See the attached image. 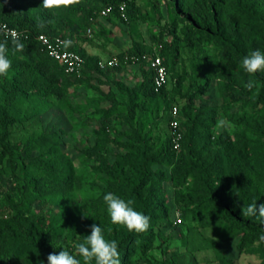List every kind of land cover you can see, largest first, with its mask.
<instances>
[{"label":"trees","instance_id":"obj_1","mask_svg":"<svg viewBox=\"0 0 264 264\" xmlns=\"http://www.w3.org/2000/svg\"><path fill=\"white\" fill-rule=\"evenodd\" d=\"M122 5L126 20L120 15ZM166 5L169 22L158 32L150 28L152 44L137 42L118 56L147 54L150 59L158 54L164 59L169 81V59L175 64L180 51L187 50L191 53L189 63L203 69L208 79L209 50L211 46L218 48L221 65L217 77L223 110L234 127L243 125L251 136L242 133L240 142L226 131L213 135L211 126L215 123L217 108L205 101L196 105L191 100V95L202 92L208 82H199L194 73L184 71L181 75L172 73L176 78L171 79L170 85L167 81L156 88L154 70L148 60H143L137 63L145 67L143 81L128 93L125 114H120L134 133L142 134L148 129L141 138L142 146L138 150L131 147L125 164L114 173L113 158L117 153L108 133L102 130L103 146L88 148L86 153L98 160L99 171L108 177L104 193L63 209L59 202L65 198L63 191L71 188L73 165L62 147L61 135L65 128H49L43 116L54 107L73 115L67 96L69 85L86 81L87 71L92 67L102 70L97 66L99 57L76 45L78 35L74 34V27L94 30L100 10L105 6L113 8L110 19L128 26L137 22L149 24L150 12L142 0H80L71 7L54 10L44 9L42 0H0V25L16 28L25 45V51L13 52L10 37L0 30V41L8 38L7 55L11 60L8 74L0 76V167L5 161L9 164L8 178L13 182L14 194L6 195L7 204L0 215V264H18L9 254L19 255V250L26 245L41 247L45 257L52 252L59 253L63 249L56 245V237L64 224L75 234L86 235L90 231L88 217L107 211L103 201L107 192L119 196L126 189L137 211L151 218L150 213L160 209L165 183L174 191L175 214L179 212L181 217L180 223L174 225L190 217L199 227H209L218 240V243L210 242L216 249L218 264H235L234 258L221 250L222 244L235 247L238 254L264 255V241L259 239L264 233V224L241 212L254 201L264 203V83L257 79L260 72L248 74L241 66L246 54L254 50L264 53V0H166ZM245 14L257 20V31L245 21ZM40 34L73 41L65 49L84 57L79 77L67 74L49 56L37 39ZM166 35L171 36L169 41ZM123 65L111 69L119 70ZM71 78L76 80L71 82ZM188 79L187 100L179 106L172 98L180 94L181 83ZM249 80L256 83L252 91L245 88ZM173 106L178 107L183 132L177 151L172 147L169 128L162 140L151 134V129L160 123L169 125ZM32 118H36L41 131L37 137L27 140L15 155L10 142L12 128ZM247 120L254 126L245 123ZM143 157L146 164L140 168ZM18 167L26 171L18 175ZM48 195L49 201L55 204L50 213L43 212L42 205ZM103 234L106 240L117 242L122 264L138 251L146 254L155 238L152 228L143 233ZM65 250L73 255L72 250ZM189 264H197L193 254Z\"/></svg>","mask_w":264,"mask_h":264},{"label":"rangeland","instance_id":"obj_2","mask_svg":"<svg viewBox=\"0 0 264 264\" xmlns=\"http://www.w3.org/2000/svg\"><path fill=\"white\" fill-rule=\"evenodd\" d=\"M142 1L150 12L151 22L149 24L137 22L128 26L117 19L100 18L92 36H88L85 30L74 27V34L78 35V41H76L78 48L84 52H89L88 54L92 56L106 58L128 51L137 42L152 44L150 28L158 32L164 24L169 22L166 0ZM245 21L253 29L258 30L259 25L255 18L245 14ZM257 34L259 33L257 32ZM166 39L169 41L171 36L166 35ZM79 44L85 49L80 47ZM180 52L181 54L177 57L175 64H172V58L168 61L170 70L168 84H171L172 78H176L172 73L181 75L184 71L187 74L194 73L199 82L207 81V86L203 88L202 92L192 94V91H190L189 95L192 94L191 100L196 105L205 101L206 104L214 105L217 108V113L214 115L215 123L211 126L213 135L217 136L221 131H226L235 141L240 142L243 138L242 133L245 136H251V133L243 125L234 127L223 110V100L217 77L221 65L219 49L210 47L211 69L208 79L204 77L206 73L203 69L189 63L188 57L191 56L189 51L181 50ZM144 70L145 67L139 64H126L119 70L111 68L98 70L92 67L87 71L89 77L86 81L83 83L76 81L68 87L67 96L70 98L73 115L63 109L54 107L43 116L44 124L48 125L49 128H65V132L61 135L62 147L69 155L74 170V180L71 188L63 191L65 198L59 202L61 208L65 209L71 203L88 200L97 194L104 193L108 177L105 173L99 171L98 160L89 157L86 153L88 148L97 145L103 146L102 130L108 133L109 138L112 140V148L117 153L113 158L114 162L112 161L114 173L119 172L121 166L125 164L126 156L131 152V147L138 150L142 146L144 140L141 138L148 129H145L142 134L134 133L128 123L123 120L124 115L120 114H125V102L128 100V93L140 87L144 78ZM257 79L264 83V72H260ZM75 80V78H71V82ZM189 82L190 79L186 83H181V86H183L182 91L172 98L175 104L182 106L186 102V91ZM110 96L112 99H110ZM221 119L228 122L227 127L217 126V122ZM245 123L254 126L251 121L247 120ZM41 128L36 118L16 124L12 128L10 137L14 154L17 155L25 147L24 143L27 140L37 137ZM167 130L168 126L166 122H163L152 128L151 134L156 137L159 136L162 140L166 137ZM160 142L155 144L154 151L158 149ZM144 158L145 160L139 165L140 168L145 167L146 157ZM25 171L24 168L18 167L16 174L21 175ZM10 172L9 164L5 161L0 167V215L7 204L6 195L14 196L12 191L13 182L8 178ZM116 180L121 181L118 177ZM162 193L159 203L160 209L150 213L149 228H152L155 233L153 247L146 254L138 251L125 264H189L191 254L195 256L197 264H218L216 249L210 243H218L212 230L209 227H199L196 221L190 217L186 218L181 224L174 225L177 207L174 202V191L170 185L165 183ZM119 197L125 201L130 200L126 189L121 190ZM45 198V203L42 204L43 212L50 213L54 210L55 204L51 200L49 201V195ZM133 207L137 210L134 205ZM93 223L99 225L103 232L115 235L136 233L128 231L123 225L112 224L108 211L88 217L87 227L89 230L90 225ZM89 234L90 231L86 235L75 234L67 224H64L61 233L56 237V245L61 249L72 250L73 255L80 259L81 264H83L82 257L76 253V245ZM221 250L227 256H232L235 264H264V255L246 252L238 254L235 247L223 244ZM19 252V255H15L13 252L9 254L18 264H48L45 252L37 245H26ZM92 264H95L94 260Z\"/></svg>","mask_w":264,"mask_h":264},{"label":"clouds","instance_id":"obj_3","mask_svg":"<svg viewBox=\"0 0 264 264\" xmlns=\"http://www.w3.org/2000/svg\"><path fill=\"white\" fill-rule=\"evenodd\" d=\"M80 2V0H42V6L46 10H54L62 7H71ZM10 41L13 52L25 51V45L21 42L20 36L14 30L10 32ZM8 38L0 41V76H6L11 68V60L8 58ZM73 41L63 42L65 48L70 47ZM243 70L248 74L264 72V53L260 50H254L243 57L241 61ZM256 86L255 81L249 80L245 84L248 91ZM218 127H227L228 122L221 119L217 122ZM103 201L107 206V211L112 224L123 225L130 232L143 233L150 227V217L133 207L134 201H125L118 195L107 192L103 195ZM242 215L257 218L261 224H264V203L257 204L256 201L241 209ZM110 231V230H109ZM264 241V233L259 237ZM76 253L82 257L83 264H121L118 244L115 240H106L102 228L93 223L90 225V234L83 237V241L76 245ZM48 264H81V260L72 255L69 251L63 249L59 253H49L47 256Z\"/></svg>","mask_w":264,"mask_h":264},{"label":"built area","instance_id":"obj_4","mask_svg":"<svg viewBox=\"0 0 264 264\" xmlns=\"http://www.w3.org/2000/svg\"><path fill=\"white\" fill-rule=\"evenodd\" d=\"M112 10V6L103 7L100 10L99 17H109L112 13ZM120 15L124 20H126L124 5L120 6ZM0 30L4 33L6 37H10V32L13 30L17 32L19 36H21V34L16 28L0 25ZM86 34L88 36H92L93 29L88 28ZM37 39L46 48V51L49 56L53 60L58 62V64L63 67L64 71L67 74L73 75L75 77H79L82 74L85 59L79 52L65 49L63 42L68 40L67 38L62 36L50 37L46 34H40L38 35ZM143 60H148L150 68L154 70V83L156 88L164 86L168 81V73L167 68L164 64V59L158 54H155L150 59L148 58L147 54H124L122 57H119L118 55H112L107 58H100L97 61V66L100 69H106L116 67L120 64H137ZM178 116V107L173 106L170 110L171 119L169 121L168 128L171 137L172 147L176 151L180 149L181 141L183 139V132L180 127V121ZM175 218V223H180L181 217L179 212H176Z\"/></svg>","mask_w":264,"mask_h":264},{"label":"crops","instance_id":"obj_5","mask_svg":"<svg viewBox=\"0 0 264 264\" xmlns=\"http://www.w3.org/2000/svg\"><path fill=\"white\" fill-rule=\"evenodd\" d=\"M76 45H77V42H76ZM80 47L84 48L81 44H79ZM85 49V48H84ZM87 53V52H86ZM89 53V52H88ZM107 58V57H106Z\"/></svg>","mask_w":264,"mask_h":264}]
</instances>
